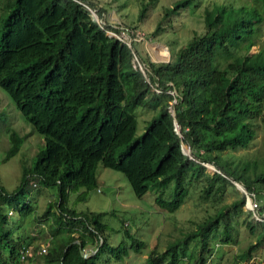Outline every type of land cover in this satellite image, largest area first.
Returning <instances> with one entry per match:
<instances>
[{"label": "trees", "instance_id": "trees-1", "mask_svg": "<svg viewBox=\"0 0 264 264\" xmlns=\"http://www.w3.org/2000/svg\"><path fill=\"white\" fill-rule=\"evenodd\" d=\"M193 2L175 0L165 7L152 35L163 29V19ZM149 3L141 1L139 18ZM2 7L9 11L0 27V87L44 136V149L14 191L0 184V244L6 249L0 248V264L19 263L20 244L30 247L28 236L13 235L6 226L12 208L22 216L34 210L25 198L30 176L58 188V200H50L42 213L46 217L53 207L57 211L41 264H98L104 248L116 259L128 254L124 244L108 243L104 211H77L67 205L70 191L96 186L98 163L122 171L139 196L153 183L159 188L156 204L168 211L179 208L197 182L202 184L200 197L213 202L228 184L234 185L231 179L247 191L264 194V166L248 160L233 163L228 156L229 151L247 148L256 137L258 120L264 122V47L251 51L264 29L259 7L218 3L205 8L203 32L194 31L166 61L141 56L139 62L134 60V43L109 34L120 29L102 20L105 8L95 0H2ZM92 9L101 22L93 18ZM138 106L157 113L133 139ZM10 141L8 156L18 150L17 132L10 131ZM123 143L127 149L117 153ZM183 143L189 154L182 151ZM204 163L216 169L209 171ZM79 195L86 197L85 191ZM244 201L242 193L186 234L185 239L199 240L201 264L212 251L211 241H235L227 217ZM253 220L264 226V221L252 218L246 222L251 231ZM125 234L134 250L144 244L128 230ZM79 244L97 250L83 256ZM255 245L240 257L246 258ZM179 246L180 240L172 241L164 251L170 255L169 264L177 262ZM147 260L166 264L154 249Z\"/></svg>", "mask_w": 264, "mask_h": 264}, {"label": "rangeland", "instance_id": "rangeland-1", "mask_svg": "<svg viewBox=\"0 0 264 264\" xmlns=\"http://www.w3.org/2000/svg\"><path fill=\"white\" fill-rule=\"evenodd\" d=\"M141 1H150V3L144 16L139 18ZM174 1L95 0L99 6L105 8L102 20L120 29L119 32L109 30V34L130 45L134 43L137 50L134 57L136 62L141 61V56L153 61L169 59L171 53L185 43L194 31L201 33L205 30L204 9L211 8L215 4L226 3L238 6L245 3L256 5L264 12V6L260 0H193V3L180 9L178 13L163 19V29L152 35L165 7L170 6ZM8 11L3 9L2 0H0V27ZM260 47H264V29L256 44L251 47V51L254 52ZM165 49L167 54L164 53ZM134 113L137 117V128L133 139H136L157 111L138 106L134 109ZM258 121L260 123L252 143L247 148L228 152L233 163L248 160L256 161L259 167L264 166V122L260 119ZM10 131L17 132L20 144L18 150L8 156L7 152L11 146ZM127 146V143L121 144L116 152L125 151ZM43 149L44 136L33 128L17 108L14 100L0 87V184L6 191L12 192L20 185L24 171L33 167L38 153ZM209 164H207L208 170H215ZM30 177H32L31 183L26 186L25 198L31 200L34 210L22 216L12 208V213L9 214L6 222V226L12 230L13 235L22 234L29 237L30 250L32 248L34 252L25 261L19 260L17 264H41L42 257L38 251L42 246L49 247L51 226L54 224L55 212H57L53 207L48 216H42L48 202L58 200L57 186L55 184L46 186L41 184L38 178ZM233 181L231 179L234 185L228 184L222 197L215 202L211 199L203 200L200 197L202 184L197 182L191 187L189 195L180 207L174 211H168L156 204L155 196L159 188L153 183H150L148 190L139 196L134 193L122 171L98 163L96 186L90 190L80 187L76 191H70L67 205L77 211H104L101 220L106 225L105 235L108 243L111 246L122 243L128 248V254L121 259L112 257L108 249H101L97 255L98 264H150L147 257L153 249L159 257L165 259L166 264H169L170 255L164 251L170 242L179 240L178 259L175 264H192L193 262L201 264L198 261L199 240L196 237L185 239V236L196 228L198 222L214 214L218 207L242 195L243 192ZM170 186H174L173 180ZM170 186L163 192L165 197L170 195ZM80 191H85L84 199L80 197ZM262 195L264 194H259L257 197L260 205L264 203ZM259 209L263 212L264 207ZM227 218L235 241L228 243L218 239L211 241L212 251L207 254L206 262L203 264H264V226L253 220L252 222L256 224L254 231L248 228L246 222L254 217L245 205ZM125 230H128L135 238L144 241L138 251L131 248L132 240L125 234ZM254 243L255 247L246 258L242 259L240 253ZM0 248L6 252L3 244H0ZM85 248L90 252L94 249V245Z\"/></svg>", "mask_w": 264, "mask_h": 264}, {"label": "built area", "instance_id": "built-area-1", "mask_svg": "<svg viewBox=\"0 0 264 264\" xmlns=\"http://www.w3.org/2000/svg\"><path fill=\"white\" fill-rule=\"evenodd\" d=\"M139 66H140L141 70H143L142 65L139 64ZM204 164L207 165L208 163H204ZM239 188L241 189V191L245 195L244 205L248 208L249 211H251L254 219L260 220V221H264V210L262 212L259 209L261 206L258 203L256 192L255 191H247L244 188V186H241V185L239 186ZM11 212L12 211L10 210L9 213H11ZM45 251H46V247L42 246L40 248V250L38 251V253L41 254V253H43ZM30 252H31L30 247H28L25 244L21 243L19 248H18L19 260L20 261H25L28 258V256L30 255ZM7 264H10V263H7Z\"/></svg>", "mask_w": 264, "mask_h": 264}, {"label": "water", "instance_id": "water-1", "mask_svg": "<svg viewBox=\"0 0 264 264\" xmlns=\"http://www.w3.org/2000/svg\"><path fill=\"white\" fill-rule=\"evenodd\" d=\"M91 14H92V16H93V18H95L96 20H98L99 22H101V19L97 16V14H96V12H95V10H91ZM168 60V59H167ZM162 61H166V60H162ZM171 112L174 114L175 112H174V108H171ZM174 124H175V130L179 133V125H178V123L175 121L174 122ZM181 147H182V151L184 152V153H186V154H189L190 153V149H189V147L186 145V144H182L181 145ZM212 168H214V169H216L215 167H214V165L213 164H209ZM235 184H236V186L237 187H239L241 184L239 183V182H237V181H233ZM74 242H78L79 243V240L78 239H75V240H73ZM102 243V238L100 239V243H99V245ZM79 248H80V253H81V255H83V256H89V255H91V254H93L96 250H97V248H95V249H93L92 251H88V249L87 248H85V247H82L81 246V244H79Z\"/></svg>", "mask_w": 264, "mask_h": 264}, {"label": "crops", "instance_id": "crops-1", "mask_svg": "<svg viewBox=\"0 0 264 264\" xmlns=\"http://www.w3.org/2000/svg\"><path fill=\"white\" fill-rule=\"evenodd\" d=\"M164 53L167 54V50H166V49L164 50ZM11 213H12V212H11ZM88 246L90 247V246H92V245L89 244V245H87L86 247H88ZM37 251H38V250H37ZM32 252H33V249L31 248V252H30V254H31ZM33 253H34V252H33ZM38 254H39V253H38Z\"/></svg>", "mask_w": 264, "mask_h": 264}]
</instances>
